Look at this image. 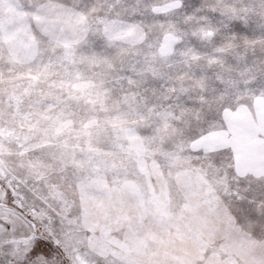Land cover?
Returning a JSON list of instances; mask_svg holds the SVG:
<instances>
[{
    "label": "snow or ice",
    "instance_id": "obj_1",
    "mask_svg": "<svg viewBox=\"0 0 264 264\" xmlns=\"http://www.w3.org/2000/svg\"><path fill=\"white\" fill-rule=\"evenodd\" d=\"M0 264H264V0H0Z\"/></svg>",
    "mask_w": 264,
    "mask_h": 264
}]
</instances>
